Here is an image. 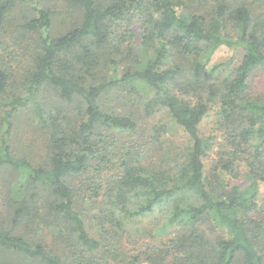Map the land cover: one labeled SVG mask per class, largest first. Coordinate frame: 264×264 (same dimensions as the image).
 Returning <instances> with one entry per match:
<instances>
[{"label":"trees","instance_id":"trees-1","mask_svg":"<svg viewBox=\"0 0 264 264\" xmlns=\"http://www.w3.org/2000/svg\"><path fill=\"white\" fill-rule=\"evenodd\" d=\"M63 1L78 20L58 31L52 0H0V177L20 175L4 180L0 264H264V0ZM223 44L237 65L210 64ZM162 108L193 141L166 169L156 133L122 138ZM211 111L224 143L207 176ZM21 112L42 134L35 158L15 147ZM242 167L247 184L228 183ZM181 190L202 201L176 207L181 229L126 249L128 222Z\"/></svg>","mask_w":264,"mask_h":264},{"label":"rangeland","instance_id":"rangeland-1","mask_svg":"<svg viewBox=\"0 0 264 264\" xmlns=\"http://www.w3.org/2000/svg\"><path fill=\"white\" fill-rule=\"evenodd\" d=\"M41 2L44 0H40ZM52 5L55 10L58 9V14L55 15V28L59 30H66L72 26L73 22L78 20V16L74 11H66V3L63 0H52ZM61 11V12H60ZM136 32L139 29L136 27ZM241 60V50L236 46L221 45L213 54L210 64L229 61L231 65H237ZM139 90L141 85H137ZM264 89V70H258L252 90L255 92H262ZM139 128L132 134L123 135L122 138H131L132 141L147 144L151 136L155 133L158 135V140L153 144L154 166H161L160 168H169L179 164V161L184 160L191 152L193 145L192 139L184 131V129L176 123L167 108L157 110L151 115H146L142 112L139 116ZM218 118L214 111H211L205 117L200 133L205 137H212L214 141V148L211 149L204 159L206 175L209 176L210 169L213 165L215 153L219 149V143H224L222 133L218 130ZM16 149L25 155H31L35 158L43 153L42 134L38 133L36 125L33 124L32 119L27 112H21L17 116L16 125L13 129ZM32 151H34L32 153ZM35 155V156H34ZM37 156V157H38ZM156 168V167H155ZM243 169V174L239 177L226 174L225 178L228 183L240 184L242 188L247 184L246 169ZM20 177L18 173L7 172L0 177V219L5 215L6 203L3 193L5 185L4 180L7 179L10 183L16 182ZM262 189V187H261ZM202 201L198 193L194 190L176 191L173 197L165 199L158 204L154 211L146 215L132 219L127 224V233L124 235L123 242L126 249L136 250L144 248L146 244H154L159 241H166L172 237L178 229L183 226L180 223H171L169 221L170 215L178 206H188L189 204H200ZM197 227L207 230L211 236H215L219 231L215 228L212 220L203 217L196 222ZM148 264V263H144Z\"/></svg>","mask_w":264,"mask_h":264}]
</instances>
